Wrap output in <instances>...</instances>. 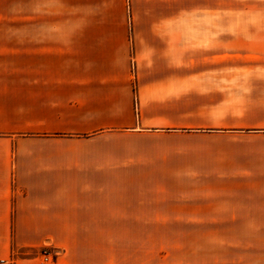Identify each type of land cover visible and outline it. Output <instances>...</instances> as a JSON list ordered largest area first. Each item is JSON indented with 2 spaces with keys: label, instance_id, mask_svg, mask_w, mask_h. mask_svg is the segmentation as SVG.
<instances>
[{
  "label": "crops",
  "instance_id": "0c3cea01",
  "mask_svg": "<svg viewBox=\"0 0 264 264\" xmlns=\"http://www.w3.org/2000/svg\"><path fill=\"white\" fill-rule=\"evenodd\" d=\"M56 1L64 46H0V261L181 227L194 264H264V46H186L217 0Z\"/></svg>",
  "mask_w": 264,
  "mask_h": 264
},
{
  "label": "rangeland",
  "instance_id": "374dc122",
  "mask_svg": "<svg viewBox=\"0 0 264 264\" xmlns=\"http://www.w3.org/2000/svg\"><path fill=\"white\" fill-rule=\"evenodd\" d=\"M131 6L126 0L128 21ZM66 9L64 1L0 0V46H64ZM216 9L211 18L202 14L187 19L186 46H264V0H217ZM120 232L118 237L116 228L115 241L103 244L100 264H194L193 228H120ZM44 253H50V262L43 259ZM58 256L45 244L39 249H13L4 262L33 259L52 264Z\"/></svg>",
  "mask_w": 264,
  "mask_h": 264
},
{
  "label": "built area",
  "instance_id": "2783aa9c",
  "mask_svg": "<svg viewBox=\"0 0 264 264\" xmlns=\"http://www.w3.org/2000/svg\"><path fill=\"white\" fill-rule=\"evenodd\" d=\"M43 259H44L46 262H50V260H51L50 253H44V254H43ZM0 264H5V262L2 261Z\"/></svg>",
  "mask_w": 264,
  "mask_h": 264
}]
</instances>
